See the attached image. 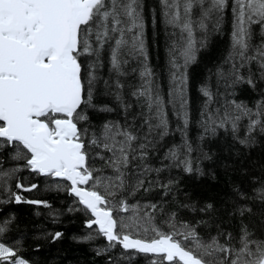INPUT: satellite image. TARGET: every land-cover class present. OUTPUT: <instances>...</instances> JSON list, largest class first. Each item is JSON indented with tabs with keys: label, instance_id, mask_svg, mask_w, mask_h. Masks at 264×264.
Returning <instances> with one entry per match:
<instances>
[{
	"label": "snow or ice",
	"instance_id": "obj_1",
	"mask_svg": "<svg viewBox=\"0 0 264 264\" xmlns=\"http://www.w3.org/2000/svg\"><path fill=\"white\" fill-rule=\"evenodd\" d=\"M159 3L164 23L180 34L169 49L171 87L167 101L148 65L143 0H0V154L10 150L9 160L23 162L4 168L0 155V190L7 191L17 204L50 208L47 201L26 199L21 194L36 190L37 184L17 180V191L13 192L10 182L25 170L56 178L54 187L74 198L69 211L88 217L85 227L91 231L80 239L91 241L102 236L108 242L98 255L120 246L123 258L131 261L144 255L150 257L148 264H264V222L256 229L241 219L235 233L217 224L215 235L203 236L198 228L207 221H181L176 212L166 213L161 220L159 214L165 213L161 204L135 199L139 192L147 193L154 187L167 195L175 185L171 179L167 183L149 180V174H159L163 168L146 163L157 137L162 140L170 133L167 104L182 122L183 142L170 147L163 159L169 161L168 167L204 175L193 164V148L186 135L187 68L195 63L204 43L196 39L198 31L206 34L210 23L219 31L230 9L231 48L225 61L229 67L217 69V81H224L225 87L233 90L247 85L255 91L264 84V0ZM257 35L259 42L255 43ZM106 47L110 71L116 77L115 99L125 112L131 105L124 102L121 92L125 85L120 78L138 73L140 82L131 92L142 109L143 122L138 128L110 120L98 128L91 126L88 109L113 111L108 105L93 102L96 69ZM128 58H142L139 69L129 70ZM200 92L205 97L206 132L215 134L217 129L230 128L245 147L256 143L257 134L264 135V88L253 106L226 101L223 112L217 108L214 113L210 105L216 93L211 85L205 83ZM242 120H247V125L240 137L236 134ZM203 158L211 156L203 153ZM97 161L103 163L98 165ZM235 192L240 199L246 198L239 189ZM251 199L264 204V184ZM213 207L208 203L200 211ZM235 213L243 218L253 210L238 205ZM256 214L264 215V209ZM10 225V219L0 220V264H31L21 241L6 239ZM62 237L59 231L50 234L54 242Z\"/></svg>",
	"mask_w": 264,
	"mask_h": 264
},
{
	"label": "trees",
	"instance_id": "obj_2",
	"mask_svg": "<svg viewBox=\"0 0 264 264\" xmlns=\"http://www.w3.org/2000/svg\"><path fill=\"white\" fill-rule=\"evenodd\" d=\"M143 3L148 65L154 73L155 83L159 85L167 101L171 87L169 49L173 41L179 39L180 34L164 23L159 0H143ZM174 31H176L175 35H173ZM231 32L232 14L229 9L219 31L213 30L210 23L206 34L199 31L196 33V39L203 40L204 43L197 52L195 63L187 68L189 123L186 135L193 148L191 153L193 164L200 167L204 175L196 173L189 175L179 167H168L169 161L163 159L170 147L183 142L182 122L177 119L172 105L167 104L170 133L162 140L157 137L155 148L150 150L146 163L152 168H163L159 174L155 172L149 174V180L167 183L171 179L175 185L167 195L163 189L154 187L150 192H139L135 198L142 202L151 201L161 204L165 209V213L159 214L161 220L165 218L166 213L176 212L181 221L193 224L201 220L207 221V224H201L198 228L203 236L215 235L217 224L235 233L239 229L241 219L249 224L250 228L256 229L264 222V215L256 214L264 209V204L251 199L255 195V190L264 184V135L257 134L256 143L251 147H245L238 143L230 128L217 129L215 134L205 131L204 121L207 119V114L204 108L205 97L200 92L202 85L210 84L213 92L216 93L215 100L210 105L213 113L217 108L223 112L226 101L232 100L251 107L259 99L260 89L264 88V84H261L254 91L247 85H242L233 90L226 88L224 81L218 83L217 69L227 70L229 67L225 61L231 48ZM254 42H259L258 35L254 36ZM128 59L129 64L126 67L129 70L139 69L142 58ZM87 63L86 59L85 68ZM252 70L256 72L255 65H252ZM241 71L245 74L247 72L246 69ZM96 74L98 79L94 86L93 102L98 106L108 105L113 111L99 112L88 109L91 126L98 128L105 121L110 120L118 121L122 125L140 127L143 122L142 109L140 102L131 95L140 82L138 73L130 72L128 76L120 78L125 85L121 92L124 102L131 105L127 112L115 99L116 77L110 71L107 47L101 56V66L96 69ZM105 81L108 82L107 87ZM246 125L247 120L240 122L237 136L245 135ZM9 151L5 150L0 154L3 157L4 168L23 163L9 160ZM203 153L210 155L211 159H204ZM102 163L97 161L98 165ZM17 180L25 185L35 183L39 186L32 192L21 193L26 199L44 200L51 205L47 208L27 203L17 204L10 200L7 191L0 190V220H11L10 232L6 239H19L23 254L30 259L31 264H148L150 257L144 255L136 256L131 261L123 258L124 250L120 246L98 255V250L107 248L108 242L102 236L91 241H82L80 238L91 231L85 227L88 217L83 212L69 211V208L74 207V198L66 191L54 187L56 178L37 176L25 170L18 173L17 178L10 182L13 192L17 191L15 188ZM236 189L245 193L246 198L240 199L236 195ZM208 203L213 204V210L200 211ZM238 205L250 206L253 214H246L241 218L235 213ZM57 231L62 232L63 237L54 242L50 234ZM256 234L261 235L260 231Z\"/></svg>",
	"mask_w": 264,
	"mask_h": 264
}]
</instances>
